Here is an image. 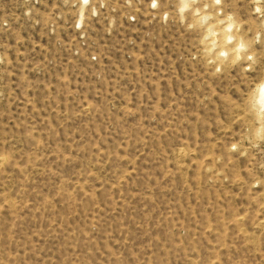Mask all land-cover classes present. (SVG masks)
I'll return each instance as SVG.
<instances>
[{
    "label": "rangeland",
    "instance_id": "374dc122",
    "mask_svg": "<svg viewBox=\"0 0 264 264\" xmlns=\"http://www.w3.org/2000/svg\"><path fill=\"white\" fill-rule=\"evenodd\" d=\"M263 83L264 0H0V264H264Z\"/></svg>",
    "mask_w": 264,
    "mask_h": 264
},
{
    "label": "bare ground",
    "instance_id": "6f19581e",
    "mask_svg": "<svg viewBox=\"0 0 264 264\" xmlns=\"http://www.w3.org/2000/svg\"><path fill=\"white\" fill-rule=\"evenodd\" d=\"M258 87V86H257ZM263 87H264V83L261 84L257 89V95H258V98L260 101H263L264 102V90H263ZM259 100H257L259 102ZM262 104V103H261ZM263 105V104H262Z\"/></svg>",
    "mask_w": 264,
    "mask_h": 264
}]
</instances>
